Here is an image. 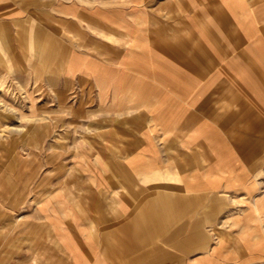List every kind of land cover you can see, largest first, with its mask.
Here are the masks:
<instances>
[{"label":"crops","instance_id":"1","mask_svg":"<svg viewBox=\"0 0 264 264\" xmlns=\"http://www.w3.org/2000/svg\"><path fill=\"white\" fill-rule=\"evenodd\" d=\"M9 105L79 129L1 183L0 264H264V0H0Z\"/></svg>","mask_w":264,"mask_h":264},{"label":"rangeland","instance_id":"2","mask_svg":"<svg viewBox=\"0 0 264 264\" xmlns=\"http://www.w3.org/2000/svg\"><path fill=\"white\" fill-rule=\"evenodd\" d=\"M24 96L9 93L8 101L21 99V97L26 100ZM65 111L67 110H57L54 114L53 111L49 113V110L44 108L39 110L27 107L13 108L10 105L8 108H0L2 117V127L0 126V186L1 183L4 186L11 184L13 188L8 191H15L16 184L20 186L22 182L24 186H27L29 181L28 168L35 163L37 164L39 160L41 163L43 155L60 154L61 157L64 156L65 153L62 150L70 147L72 135H76L79 129V125L64 123ZM60 121L63 124H58ZM1 150L4 151L1 152ZM6 164H11L14 168L16 165L23 166L24 173L14 171L7 173L5 169L2 171L1 166L4 167ZM6 189L0 187V193H4ZM25 192L26 202L29 197L41 196L46 190L25 187Z\"/></svg>","mask_w":264,"mask_h":264}]
</instances>
